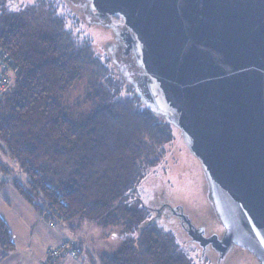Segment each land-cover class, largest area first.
Instances as JSON below:
<instances>
[{"label": "trees", "instance_id": "1", "mask_svg": "<svg viewBox=\"0 0 264 264\" xmlns=\"http://www.w3.org/2000/svg\"><path fill=\"white\" fill-rule=\"evenodd\" d=\"M0 48L11 58L1 69L10 83L0 101V172L11 173L6 160L17 165L27 177L13 180L20 195L51 225L120 227L122 243L102 264H195L137 200L147 177L138 163L157 164L172 128L95 51L79 19L60 0L6 3ZM77 87L86 110L70 103ZM0 247L15 249L1 217Z\"/></svg>", "mask_w": 264, "mask_h": 264}, {"label": "water", "instance_id": "2", "mask_svg": "<svg viewBox=\"0 0 264 264\" xmlns=\"http://www.w3.org/2000/svg\"><path fill=\"white\" fill-rule=\"evenodd\" d=\"M88 1L121 19L136 89L200 160L224 237L206 239L180 208L172 216L203 251L224 257L234 243L264 264V0Z\"/></svg>", "mask_w": 264, "mask_h": 264}, {"label": "rangeland", "instance_id": "3", "mask_svg": "<svg viewBox=\"0 0 264 264\" xmlns=\"http://www.w3.org/2000/svg\"><path fill=\"white\" fill-rule=\"evenodd\" d=\"M34 0H7L11 6L29 5ZM67 10L75 15L87 35L93 41L95 51L109 61L114 73L127 85H134L132 74L138 70L134 55H126L122 37V21L119 17H100L94 13L88 0H60ZM84 87H77L70 93V103L80 108H88L84 100ZM85 91V90H84ZM124 96V95H123ZM123 99V98H122ZM125 100V99H124ZM142 107L143 106V100ZM149 109V108H148ZM150 111L162 122L169 124L168 116L162 111L150 109ZM172 128V141L159 150L157 164L148 167L139 162V169L145 172L147 177L137 186V200L142 208L150 210L162 209L155 222L158 228L170 233L179 244L182 251L194 260L195 264H261L257 257L246 248L237 244H231L227 254L220 257L212 247L203 251L200 244L191 240L184 232L177 217L172 216L170 208H180L184 215L192 222L196 229L200 230L206 239H223L225 227L217 217L209 198V186L200 160L191 153L183 140L181 131L169 124ZM17 168V167H16ZM14 179H19L22 184L27 182V177L17 168V173L10 168ZM131 202V200H130ZM166 205L168 207H163ZM156 217V212H152ZM84 221V220H83ZM90 225L93 236L91 250L97 254L107 253L113 255L121 245L122 229L94 227L86 222L84 230ZM88 230V229H87ZM86 230V231H87ZM120 234V235H118ZM87 237V236H86ZM120 237V238H119ZM89 250V249H88ZM92 253V252H91ZM78 255V254H77ZM93 256V253L91 254ZM98 257V256H97ZM70 258V259H68ZM77 259L78 257H73ZM72 256L63 257L58 264L74 262L76 264H95L92 260L82 259L72 261ZM73 259V260H74Z\"/></svg>", "mask_w": 264, "mask_h": 264}, {"label": "crops", "instance_id": "4", "mask_svg": "<svg viewBox=\"0 0 264 264\" xmlns=\"http://www.w3.org/2000/svg\"><path fill=\"white\" fill-rule=\"evenodd\" d=\"M5 163L17 173L16 164L8 160ZM0 180L3 184L0 190V217L8 226L15 246V249L9 254H5L0 247V264H42L46 260L50 248L64 243L71 244L72 248L75 246L79 253V244L83 246L81 255L79 254L77 259L72 257L74 259L72 261L87 259L93 260L95 264H102L101 256L107 255V253L97 254L91 250L90 247L94 244V240L92 233H89L90 225L86 231L84 225L81 229L74 228L75 224H49L17 191L13 184V173L0 172ZM89 244L92 245L89 247ZM91 252L93 256H91ZM65 257L67 258L69 255H65ZM67 264L76 263L68 262Z\"/></svg>", "mask_w": 264, "mask_h": 264}, {"label": "built area", "instance_id": "5", "mask_svg": "<svg viewBox=\"0 0 264 264\" xmlns=\"http://www.w3.org/2000/svg\"><path fill=\"white\" fill-rule=\"evenodd\" d=\"M11 63L10 56L4 52L0 48V101L5 96V94L8 92L9 89V79H7L8 75H5L1 72V69H6L7 66ZM0 190H1V181H0ZM72 248V245L69 243L61 244L57 247L50 248L47 252L46 260L42 262V264H56L59 259L62 257V255H70L72 257H76L78 254L77 249L70 250L67 252L68 249Z\"/></svg>", "mask_w": 264, "mask_h": 264}, {"label": "flooded vegetation", "instance_id": "6", "mask_svg": "<svg viewBox=\"0 0 264 264\" xmlns=\"http://www.w3.org/2000/svg\"><path fill=\"white\" fill-rule=\"evenodd\" d=\"M178 215V214H177ZM187 234V233H186ZM188 235V234H187Z\"/></svg>", "mask_w": 264, "mask_h": 264}]
</instances>
